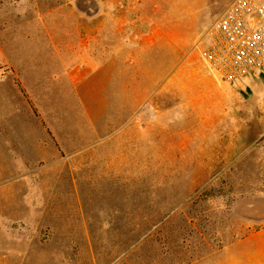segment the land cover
Returning a JSON list of instances; mask_svg holds the SVG:
<instances>
[{"label": "rangeland", "instance_id": "374dc122", "mask_svg": "<svg viewBox=\"0 0 264 264\" xmlns=\"http://www.w3.org/2000/svg\"><path fill=\"white\" fill-rule=\"evenodd\" d=\"M230 1L133 0L138 71L105 81L66 49L100 0H0V264H264V70L205 92L194 59Z\"/></svg>", "mask_w": 264, "mask_h": 264}, {"label": "crops", "instance_id": "0c3cea01", "mask_svg": "<svg viewBox=\"0 0 264 264\" xmlns=\"http://www.w3.org/2000/svg\"><path fill=\"white\" fill-rule=\"evenodd\" d=\"M111 1L113 0H100L99 7L95 10H74L71 12L74 14L70 15L73 19L68 29L76 39L69 41L66 47L68 64L72 65L68 69L70 74L85 75L84 78L99 74L105 81L112 80L113 75L117 76L114 79H122L118 74L122 76L131 74V79H134L132 75L134 70L138 71L141 47L136 17L131 10L133 0H115L114 8L110 6ZM173 15L174 13L171 11L168 16L164 17L163 25H167ZM173 25L174 30L167 27ZM173 25L165 26L171 29L170 31L164 27L158 34L167 36L169 33L180 32L179 36H183L182 20L179 18L178 22ZM169 39L170 44L160 46L159 49L172 50L182 47L181 42L175 44L171 38ZM145 49H148L147 46ZM162 59H165L164 63L172 65L170 80H177L182 85L185 73H188V69L184 66L185 58L172 53L171 56L165 55ZM200 78L202 86L205 88L203 90L209 92L211 79L206 75H200ZM259 234L264 235V228L259 231Z\"/></svg>", "mask_w": 264, "mask_h": 264}, {"label": "built area", "instance_id": "2783aa9c", "mask_svg": "<svg viewBox=\"0 0 264 264\" xmlns=\"http://www.w3.org/2000/svg\"><path fill=\"white\" fill-rule=\"evenodd\" d=\"M194 59L215 81L264 70V0H231L206 28Z\"/></svg>", "mask_w": 264, "mask_h": 264}]
</instances>
